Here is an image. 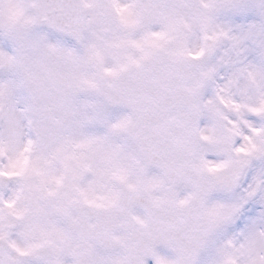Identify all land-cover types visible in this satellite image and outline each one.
I'll return each instance as SVG.
<instances>
[{
  "label": "snow or ice",
  "instance_id": "6c2138e0",
  "mask_svg": "<svg viewBox=\"0 0 264 264\" xmlns=\"http://www.w3.org/2000/svg\"><path fill=\"white\" fill-rule=\"evenodd\" d=\"M0 264H264V0H0Z\"/></svg>",
  "mask_w": 264,
  "mask_h": 264
}]
</instances>
